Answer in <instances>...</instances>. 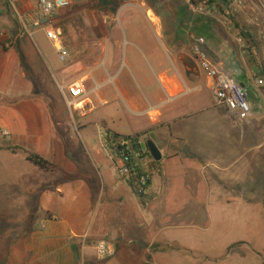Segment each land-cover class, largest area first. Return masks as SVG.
<instances>
[{
    "label": "crops",
    "instance_id": "crops-1",
    "mask_svg": "<svg viewBox=\"0 0 264 264\" xmlns=\"http://www.w3.org/2000/svg\"><path fill=\"white\" fill-rule=\"evenodd\" d=\"M92 2L112 4L113 8L102 9L104 19L97 28L99 41L94 43L102 54L95 62L98 66L93 68L90 88V94L97 99L88 98L90 108L84 103L77 105L84 107L78 132L81 134V127L86 132L90 122L85 119L107 104L100 90L110 80L128 102L129 113L125 116L130 117V112L134 115L129 123L118 126L114 119L111 123L105 119L100 122L104 140L92 154L108 169L98 181L86 173L78 175L72 158L80 144L73 140V108L66 103L61 87L85 79L74 78L67 64L78 54L70 49L86 50L90 46L69 31L70 8L54 15L55 24L64 29V43L70 54V60L65 62L43 30H36L33 37L22 32L18 14L37 15L39 0H0V130L7 132L0 139H12L15 144L10 141L8 148L20 149L16 153L6 149L17 158L18 152L39 153L57 165L47 172L62 173L41 187V169L27 161L26 154L18 158L24 161L18 180L24 195L19 196L17 204L31 209L37 204L41 214L29 231L22 228L27 235L24 247L14 253L15 264H217L214 255L218 247L220 257L228 252L230 258L245 256L251 259L248 264H255V256L264 264V244L262 249L247 252L242 247L248 245L247 240L234 238L238 227L232 213L223 220L219 234L218 219L211 214L206 221L204 216L202 223L185 222V218L172 214L173 209L186 206L185 193L192 194L199 213L214 207L234 208L238 213L243 209L249 224L255 221L250 214H258L254 209L262 208L259 232L264 240V86H256L253 79L256 75L264 80V0H244L237 13L231 15L237 20L231 26L230 37L222 35L223 30L214 21L216 13L198 12L191 0L182 1L184 9H167L165 18L151 0H74L72 6L81 8L79 13H88ZM230 8L231 3L226 14ZM229 16L223 14L217 20L226 23ZM117 20L126 26L124 34L115 27ZM123 38L130 49L152 48L164 38L177 42L173 66L160 64L154 79L134 50L122 63ZM238 38L243 39V44ZM196 45L208 51L218 69L248 87L253 108L248 120H237L227 107L217 103L214 80L194 57ZM80 53L81 59L86 56L82 50ZM109 62L117 69L110 80L98 69ZM56 74L62 81L58 84ZM135 81H140L147 92L139 91ZM113 112L120 115L117 108ZM128 124L135 129L131 133L116 130ZM106 129L122 135L147 131L150 139L162 145V160L145 158L152 170V181L142 197L120 175L107 144ZM230 158L234 161L229 164ZM63 159L69 162L65 168L57 164ZM237 164L241 167L239 175L234 174L235 182L217 183ZM255 175L263 178L262 186L253 181ZM185 177H191L192 182L184 183ZM94 183L101 185L92 188ZM31 216L29 211L19 223L30 224ZM101 241L112 247V256L98 258Z\"/></svg>",
    "mask_w": 264,
    "mask_h": 264
},
{
    "label": "rangeland",
    "instance_id": "rangeland-1",
    "mask_svg": "<svg viewBox=\"0 0 264 264\" xmlns=\"http://www.w3.org/2000/svg\"><path fill=\"white\" fill-rule=\"evenodd\" d=\"M167 1H170L169 3ZM183 1V0H182ZM181 0H151V3L157 10V12L160 15H163V17L168 16L167 9H184L183 2ZM173 2H176L174 5ZM181 3L178 4L177 3ZM201 2V1H200ZM200 2L198 4H195L196 9L198 8ZM118 4V3H116ZM169 5H173V7H170ZM88 13L85 11L80 12L79 10H82L79 7L73 8V6L70 7V12H69V17L67 21V27L69 31L73 34H76L78 36V39L85 40L89 44L90 47L85 50V48L81 49L80 48H73L70 49L75 56L72 57V61L70 60V54L68 56L69 61L68 69H72V75L74 78H79L80 76L85 78V85L89 91L87 94L86 98L84 101V106L86 108H90L91 104L88 98H95L97 99L96 95H91L90 94V88L93 86V78H92V71L93 68L98 66L95 64L96 60H98V57L102 54V49L96 46L94 44L95 42L98 43V34H97V28L99 25L102 23V20L104 19L102 17V9L106 10H111L113 8V5H105L102 6L101 4H96V2L90 3ZM176 6H179L178 8ZM228 7L224 8V11L220 10L218 6L213 5V6H207L204 7L201 13H216L217 15L214 19L215 23H217L218 27L223 30L222 35H227L228 37L231 36L230 34V29L231 26L233 27V16H229L228 14L225 13V10ZM101 14V15H100ZM223 14L231 17L230 20H228L227 23L225 22H219L217 19L223 17ZM237 16V15H236ZM228 17V19H229ZM236 19V17H235ZM237 20V19H236ZM115 27L117 29H120L122 34L127 30L125 25H122L119 20L116 21ZM229 27V28H228ZM63 28V27H62ZM229 30V31H228ZM64 31V29H63ZM233 32V31H232ZM184 34V32H183ZM233 34V33H232ZM197 36L198 32L195 33L194 35V42L197 41ZM163 40V39H162ZM166 44V46H163ZM177 42H170L166 38H164V41H159L154 44L152 48H146V49H130V45L128 43H125L124 38L122 39V45H121V53H122V63H125L126 56L129 54V56L132 55V51L134 50L140 57L141 63L146 67L147 70L150 71L152 74V77L156 79V74L159 73V67L160 64H168V66H173V61L175 57V52H176V47ZM68 50V48H67ZM83 51V55H86L84 58H80L79 56L81 55L80 51ZM129 50V53H128ZM144 50V51H142ZM69 53V50H68ZM70 67V68H69ZM80 68L81 70H79ZM99 72H101L104 77L110 80V76L114 75L117 71L115 69V66H113V63L109 62L108 64L100 65L99 66ZM79 71V72H78ZM156 81V80H155ZM55 82L58 84V82H62L61 78L58 74H56V79ZM157 84V81H156ZM135 87L139 91H144L147 92V89L141 84L140 81H135ZM158 85L154 86V89H156ZM55 88V87H53ZM100 92L104 93L107 98V104L99 106L96 110H94L93 113H91L85 120H88L90 122L89 127L87 128L86 132L83 131L84 128L81 127V134L78 132L79 125H80V118L83 115L82 110H84V107H78L74 106L73 107V115L74 118L71 117L72 121V136L73 140L76 142H79L80 147H77L79 151L76 150V154H72L73 162L76 164L78 168V175L81 173H86L94 177L98 181L99 178H101V173H106V169L104 168L103 164L101 161L96 158L93 154L92 151L96 146L101 145L102 141L104 140V127L101 125L100 122H102L104 119L109 121L110 123L113 122V119L115 121V124L118 126L119 124L123 123H129V118L133 117L134 115L130 112L131 116H125V113H129L127 107H128V102L125 100L121 95L118 94L117 87L114 83V81H109L107 82L104 87L100 90ZM196 93L192 94L195 95ZM100 97V95H99ZM87 100V101H86ZM130 106V105H129ZM114 108L118 109L117 113H120V115H115L113 110ZM86 110V109H85ZM124 111V113H123ZM122 116V117H121ZM76 119V120H75ZM127 121V122H126ZM120 122V123H119ZM116 130L118 132H123V133H131L134 129L133 126H130L128 124L125 128L121 127H116ZM193 128L190 129L192 131ZM90 136L91 138H89ZM151 138L154 139V136H151ZM156 138V137H155ZM156 140L159 142V140L156 138ZM15 144L12 139H0V264H15V260L17 259V256L14 254L16 249L20 247H24V238L26 237V231H22L23 227H26V230L29 231V229L33 226V220L37 218V215L39 216L41 214V210L37 206V204L34 205V207L31 208H26L23 206H19L17 203V200L19 196H23L24 192H22L20 185L18 183V180L20 179L19 175L21 174L20 169L22 166H24V161L22 159L18 160L20 156H25L24 152H18L17 156L14 154H10V151H8L6 148H8V143ZM91 141H93V148L91 146ZM159 148L162 150L163 147L160 143L157 144ZM18 147V146H16ZM234 148V147H233ZM20 149V148H19ZM82 158V159H80ZM233 162L234 160L232 158L227 159V163ZM72 162V163H73ZM230 162V163H231ZM229 163V164H230ZM60 166L64 167L65 164H69L68 161H65L64 159L62 161H58ZM235 164V163H234ZM28 165H31L28 162ZM241 165L237 164L234 165L232 170L227 172L226 176L224 179L221 177L218 178L217 183L219 182H235L232 181L235 179L234 174L237 172L239 175V169ZM65 168V167H64ZM234 169V170H233ZM41 173V178L43 179V182L41 183V187L45 186L48 182H52V180L59 178L60 173L59 170H55L54 172H47V171H42L40 170ZM182 175H185L182 173ZM257 175L253 176L255 183L258 185V187L263 185V178L261 176H258L255 178ZM40 179V180H42ZM184 183H191L192 180L191 177H185ZM244 183V182H243ZM94 186L98 187L101 184L99 183H94ZM100 189V188H99ZM102 192V189H101ZM101 192L98 191L97 194L99 193V198L101 196ZM188 195L190 196L188 198ZM191 193H185V200H187V204L184 208H179V209H173L172 214L177 215L179 217L185 218V222H191L194 220H197L202 223L203 218L205 216V221L211 214L212 217L217 218V225H216V230L217 234L220 233L221 229L224 227L223 220L226 217H229V213H232L231 216L235 219V224L237 225L238 228L234 231V238H244L247 240L248 245H242V247H246L245 251H254V248L258 250L259 248L262 249L261 247L264 244V240L261 237V233L259 232L260 226H261V216H262V208H255L254 211H258V214H250V216H254V222L253 223H247L248 221L246 220V216L244 214V210L240 211L241 213L236 212V209L234 208H224V207H214V208H207L204 209L205 213L201 212L199 213L198 209H196L193 199L191 198ZM6 204H9L7 206H4ZM191 206V207H190ZM179 210V211H176ZM31 212L32 216L30 217V224L28 225H21L19 223L21 216L27 214L28 212ZM208 216V217H207ZM195 222V221H194ZM246 222V224H245ZM199 232L198 230H196ZM24 236V237H23ZM220 249H216V254L214 257L217 258V264H248V260L250 262V258L246 259L245 256L243 257H235L230 258L228 255H223L220 257ZM227 256V257H226ZM254 257V263L255 264H261L260 260L261 258ZM227 258V259H226ZM221 261V263H220ZM264 261V260H263Z\"/></svg>",
    "mask_w": 264,
    "mask_h": 264
},
{
    "label": "built area",
    "instance_id": "built-area-1",
    "mask_svg": "<svg viewBox=\"0 0 264 264\" xmlns=\"http://www.w3.org/2000/svg\"><path fill=\"white\" fill-rule=\"evenodd\" d=\"M231 8L227 14L237 13V9L243 5L244 0H229ZM74 0H39L37 15L18 14V19L24 35L33 37L36 30H43L47 38L54 44L61 61L68 59L69 53L64 43V31L62 27L54 22V15L61 9L70 8ZM209 6V0H201L197 10L202 11L204 7ZM230 7V6H229ZM227 23V22H226ZM239 43L243 44V39L238 38ZM194 57L199 67L214 80L213 93L219 105L227 107L233 116L239 121L248 120L253 114L252 104L249 99V89L224 71L218 69L208 51L201 45H196L193 49ZM255 85L264 86V80L254 78ZM62 94L70 108L82 104L89 93L85 79L74 81L68 85L62 86ZM7 132L0 130V136H5ZM145 141H137L138 150L146 152L141 145ZM135 142L129 139L115 141L109 145L110 153L118 164V171L123 178L131 180L134 189L138 194L144 195L148 192L150 182L152 181V170L145 161L140 163L141 171L137 168L139 165L134 158ZM113 255L112 247L106 242L101 241L97 246V256L104 259Z\"/></svg>",
    "mask_w": 264,
    "mask_h": 264
},
{
    "label": "trees",
    "instance_id": "trees-1",
    "mask_svg": "<svg viewBox=\"0 0 264 264\" xmlns=\"http://www.w3.org/2000/svg\"><path fill=\"white\" fill-rule=\"evenodd\" d=\"M193 4H198V2H200L201 0H191ZM230 1L229 0H209V5L213 6L216 5L219 7L220 10L224 11L225 7H228ZM236 19L233 18V22L235 23ZM147 131L145 132H140V133H136L134 135H122L119 134L117 132H114L110 129H106V140H107V144L111 145L113 142L115 141H120L122 139H129L135 142L134 147H133V151H134V158L136 163H138L139 165L137 166V168L141 171V166H140V161L145 159L146 157H152L151 153L147 150L146 152L142 153L141 151L138 150V143L137 141L141 140V141H146L148 139H150V136L147 135ZM1 148V147H0ZM8 149H10L13 153H16L19 149V147L16 146H10ZM26 159L27 161H29L31 164H33L34 166L38 167L41 170L44 171H53L54 169L57 168V165L51 161H49L48 159H46L45 157H43L42 155H40L39 153H35V152H27L26 154ZM156 162V161H155ZM159 163V162H157ZM73 179H75L76 177H72ZM126 179V178H125ZM132 190L136 193L137 191L134 189L133 187V183L131 180H128ZM151 183V182H150ZM94 187V185L92 184V188ZM140 197H142L143 195L138 194Z\"/></svg>",
    "mask_w": 264,
    "mask_h": 264
},
{
    "label": "water",
    "instance_id": "water-1",
    "mask_svg": "<svg viewBox=\"0 0 264 264\" xmlns=\"http://www.w3.org/2000/svg\"><path fill=\"white\" fill-rule=\"evenodd\" d=\"M141 147L144 151L148 150L155 161L162 160L163 154L160 148L158 147V145L154 142V140L152 139L146 140L145 142L142 143Z\"/></svg>",
    "mask_w": 264,
    "mask_h": 264
}]
</instances>
